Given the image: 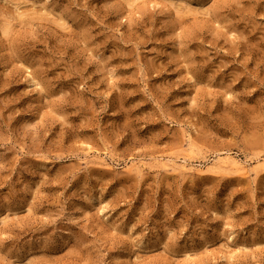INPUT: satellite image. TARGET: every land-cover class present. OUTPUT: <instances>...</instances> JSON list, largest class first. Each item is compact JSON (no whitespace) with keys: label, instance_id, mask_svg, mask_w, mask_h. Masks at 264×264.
Returning a JSON list of instances; mask_svg holds the SVG:
<instances>
[{"label":"rangeland","instance_id":"1","mask_svg":"<svg viewBox=\"0 0 264 264\" xmlns=\"http://www.w3.org/2000/svg\"><path fill=\"white\" fill-rule=\"evenodd\" d=\"M0 264H264V0H0Z\"/></svg>","mask_w":264,"mask_h":264},{"label":"bare ground","instance_id":"2","mask_svg":"<svg viewBox=\"0 0 264 264\" xmlns=\"http://www.w3.org/2000/svg\"><path fill=\"white\" fill-rule=\"evenodd\" d=\"M218 164H221V166L234 168L237 171L244 170V166L239 161H236L234 159H229L227 161H220V162H218Z\"/></svg>","mask_w":264,"mask_h":264}]
</instances>
